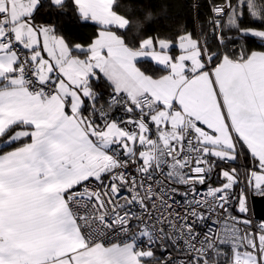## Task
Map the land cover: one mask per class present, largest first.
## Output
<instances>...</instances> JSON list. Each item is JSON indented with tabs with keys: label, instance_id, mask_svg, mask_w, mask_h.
<instances>
[{
	"label": "snow or ice",
	"instance_id": "snow-or-ice-1",
	"mask_svg": "<svg viewBox=\"0 0 264 264\" xmlns=\"http://www.w3.org/2000/svg\"><path fill=\"white\" fill-rule=\"evenodd\" d=\"M155 7L0 0V264H264V0Z\"/></svg>",
	"mask_w": 264,
	"mask_h": 264
},
{
	"label": "trees",
	"instance_id": "trees-1",
	"mask_svg": "<svg viewBox=\"0 0 264 264\" xmlns=\"http://www.w3.org/2000/svg\"><path fill=\"white\" fill-rule=\"evenodd\" d=\"M144 3L156 6L154 9L156 12L166 10L170 17L169 19L163 20L160 24L153 25L149 28V34H151L156 28L161 30L171 28L174 30L177 25H186L190 31L200 32L203 30L209 37H211L209 15L211 0H144ZM197 3L200 5L199 13H197L196 8L194 7ZM137 7H139V5ZM95 32L96 27L92 24L65 26V34L77 43H89L94 37ZM248 47L250 49L261 50L258 42H250ZM140 67L149 74L155 71V65L153 63L145 62L142 63ZM100 90H104L103 86H101Z\"/></svg>",
	"mask_w": 264,
	"mask_h": 264
},
{
	"label": "water",
	"instance_id": "water-1",
	"mask_svg": "<svg viewBox=\"0 0 264 264\" xmlns=\"http://www.w3.org/2000/svg\"><path fill=\"white\" fill-rule=\"evenodd\" d=\"M251 206L254 216L264 220V195L253 196L251 198Z\"/></svg>",
	"mask_w": 264,
	"mask_h": 264
},
{
	"label": "built area",
	"instance_id": "built-area-1",
	"mask_svg": "<svg viewBox=\"0 0 264 264\" xmlns=\"http://www.w3.org/2000/svg\"><path fill=\"white\" fill-rule=\"evenodd\" d=\"M253 196H260V194H252V193L249 194V212H248V216H249V218L253 221V224H254V225H258V224H260L261 222H264V220H262V219H258V218H256V217L254 216V213H253V210H252V206H251V198H252Z\"/></svg>",
	"mask_w": 264,
	"mask_h": 264
}]
</instances>
